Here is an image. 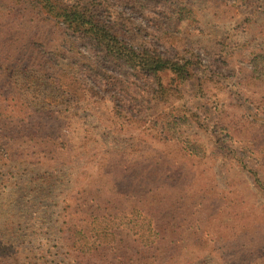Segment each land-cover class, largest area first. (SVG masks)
<instances>
[{"label": "trees", "instance_id": "1", "mask_svg": "<svg viewBox=\"0 0 264 264\" xmlns=\"http://www.w3.org/2000/svg\"><path fill=\"white\" fill-rule=\"evenodd\" d=\"M214 1L264 16V0ZM2 2L0 264H182L191 239L226 247L263 225L177 155L201 148L183 136L199 128L264 196V48L236 69L242 46L227 40L208 61L180 47L178 35L199 26L187 0ZM45 20L65 29L62 49ZM79 159L83 181L48 223L34 205L50 200L48 173ZM236 249L224 256L240 259Z\"/></svg>", "mask_w": 264, "mask_h": 264}, {"label": "rangeland", "instance_id": "2", "mask_svg": "<svg viewBox=\"0 0 264 264\" xmlns=\"http://www.w3.org/2000/svg\"><path fill=\"white\" fill-rule=\"evenodd\" d=\"M188 5L192 7L198 18V28L185 29L178 35L180 47L193 49L208 61L212 55L219 52L222 43L227 40L232 45L242 46L232 56V62L236 69L248 67L246 58L249 53L264 48V16L259 12L258 7H249L246 10L236 11L221 5L214 0H187ZM254 8L256 12H254ZM7 8L0 0V11H6ZM46 33L47 39L56 47L62 49L66 46V31L48 20L41 21ZM193 29V30H191ZM248 73L244 72L239 77L240 81L245 82ZM9 102L4 103V108L10 109ZM155 113L159 114L163 110L162 104L155 107ZM185 140L191 141L192 145H198L201 148H194L195 153L177 155L179 163L184 162L189 169L196 171L199 175L205 176L202 183L213 187V193L216 196H223L235 211H251L253 219L258 216H264V196L255 183L254 176L243 170L235 160L224 159L215 156V150L211 139L204 131L199 128H190L183 131ZM183 163V164H184ZM77 167H58L50 171L52 183L48 187L50 200L40 202L37 200L34 205L42 207L46 213L45 218L50 221L57 220L58 209L57 202H61V195L65 191L77 187L74 183L77 179L83 181L81 175L84 162L82 159L77 161ZM203 171L205 172L203 174ZM264 176V171L262 172ZM201 182V181H200ZM46 197V196H41ZM210 233H214V227L206 228ZM264 222L261 227L252 222L250 228L245 229V238L240 242L231 243L228 246L209 240L202 248L196 246V241L191 239V255L180 260L182 264H229L233 261L236 264H264ZM237 248L240 252V259L230 261L224 255L225 250ZM190 263V264H191Z\"/></svg>", "mask_w": 264, "mask_h": 264}]
</instances>
